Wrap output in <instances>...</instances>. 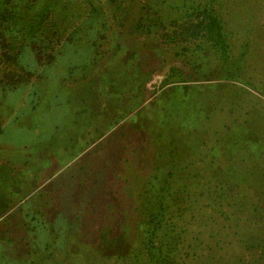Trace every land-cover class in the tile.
I'll return each mask as SVG.
<instances>
[{
  "label": "rangeland",
  "instance_id": "obj_1",
  "mask_svg": "<svg viewBox=\"0 0 264 264\" xmlns=\"http://www.w3.org/2000/svg\"><path fill=\"white\" fill-rule=\"evenodd\" d=\"M58 1L24 0L0 37V79L27 76L0 83V264H152L157 242L172 264H264V0ZM211 16L224 44L193 35ZM119 193L142 206L129 232L83 241Z\"/></svg>",
  "mask_w": 264,
  "mask_h": 264
},
{
  "label": "trees",
  "instance_id": "obj_2",
  "mask_svg": "<svg viewBox=\"0 0 264 264\" xmlns=\"http://www.w3.org/2000/svg\"><path fill=\"white\" fill-rule=\"evenodd\" d=\"M21 1V0H20ZM33 3H35V0H31ZM63 2L62 0L58 1ZM109 2V1H108ZM51 4V2H49ZM22 4L19 8L17 6H9L7 4H2L0 3V7L2 9H0V27H2V29L0 28V37H2V40L5 42L4 39V32L2 31H6L8 32L9 29L11 28V25L9 23V20L11 19L12 21H14L16 19V15H15V10H17L18 12H23L24 8L26 12H29L30 9V5L26 2H24V0H22ZM120 4V3H118ZM26 6V7H25ZM37 6V5H36ZM43 5L41 10H38L36 12L35 15H37L39 12L41 13V19L46 20L47 16H48V11L47 8L50 5ZM32 10L34 9V7H32ZM103 10V9H102ZM94 25H96V22L94 20ZM197 26L196 30L197 33H194L193 35L195 36H202L204 34V30L203 29V25L208 27V32L209 33L208 37H213L217 36V40H216V45H220V44H224L225 41V32L223 31V27H222V23L220 20H218L216 17L211 16V21L205 25V21L204 20H200L199 22H197L195 24ZM96 27V26H95ZM207 36V35H206ZM217 45V46H218ZM11 46V43H5V47H7L9 49V47ZM19 46V44H17V47ZM21 51L19 52L17 50V53L14 56H10V58L14 59V62L16 64L20 63V58H21ZM160 53V50H159ZM53 59L52 57H48L47 61H44L43 64L49 62L50 60ZM189 74L190 73H186ZM27 76L22 74V73H17L16 71H11L9 73L6 74V79L2 78L0 79V83H3L8 89H12L14 87H16V85L23 81L26 80ZM185 81V80H184ZM159 171H161V169H159ZM169 174V178L172 177V172H168ZM162 176V175H161ZM156 179H160V174H157L155 176ZM165 181V180H164ZM159 182V181H158ZM169 184H171V180H167V185H165V188H169ZM124 195L126 194H117V195H113L112 196V202L109 205H105L103 207H101V209L95 208L94 206H92L88 212V217L86 218L87 220H91L93 218L96 217H102L104 219H106V221L108 223L106 224H100L97 229H94V231L91 230V227L88 225H85L81 231L80 237L82 238L83 241L92 244L98 248H102L103 244H104V240L105 238H109V239H114L113 241H117L118 238L122 237L124 234H126V228L131 226L132 227V223L129 222L128 220L130 219V217H132L133 213L135 212V210H140L142 208L141 205H139L138 203L135 204L132 203L131 207L127 213H125L126 208L123 206L122 204V199L124 201ZM160 200L162 201V204H164V202L166 200H168V206L169 207V202L170 200H172L170 198V193H168L167 190V194L166 193H161L160 194ZM184 201V199H181ZM155 200H152L150 198H148V203L147 204H151L150 208L147 207V209L149 210V212L146 214V217L143 218V222L145 223H151L154 227V231L158 230L161 226H162V222H163V218L162 215L159 211H157L154 206H155ZM145 204L143 206L144 208ZM94 208V209H93ZM93 209V210H92ZM134 211V212H133ZM128 215V216H127ZM128 218V219H127ZM85 223V222H84ZM83 224V223H82ZM84 225V224H83ZM82 226V225H81ZM82 228V227H81ZM167 236L170 233H166ZM87 237V238H86ZM158 244H154V245H148L147 249L149 251V256H150V260L152 262V264H172L175 261V258H171L170 254L167 253L165 255H163V252L165 250V245L163 242H157ZM171 249V248H170ZM172 250V249H171Z\"/></svg>",
  "mask_w": 264,
  "mask_h": 264
}]
</instances>
